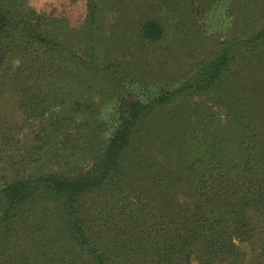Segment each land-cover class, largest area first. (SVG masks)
Masks as SVG:
<instances>
[{
    "label": "trees",
    "instance_id": "16d2710c",
    "mask_svg": "<svg viewBox=\"0 0 264 264\" xmlns=\"http://www.w3.org/2000/svg\"><path fill=\"white\" fill-rule=\"evenodd\" d=\"M167 1H152L166 9L157 17L134 0H121L117 30L125 34L107 39L100 25L107 0H86L79 28L35 10L29 0H0V99L16 94L25 119L40 124L36 143L24 149L16 134L21 129L0 117V264H264V132L254 128L257 118H243L233 100L237 72L263 60L264 28L252 18L253 2L241 4L240 30L230 29L211 54L194 61L188 53L203 45L201 21L214 2ZM182 27L193 42H187L188 53L174 52L175 60L191 59L180 74L134 70L140 47L165 53L168 32L178 31L179 40ZM215 95L223 104L231 101L227 129L234 142L224 148L218 147L220 133L211 131L216 119L188 117L189 100ZM108 102L113 113L104 120L100 110ZM75 108L82 111L76 138L68 132ZM165 109L176 114L170 128L184 131L177 136L169 129L165 143L183 169L157 166L146 171L147 181L140 179L134 195L125 194L124 161L133 145L143 146L154 117ZM218 125L225 133L226 126ZM200 149L212 164L198 160ZM70 159L79 171L67 167ZM49 163L54 169L44 172L40 164ZM32 164L36 169L29 170Z\"/></svg>",
    "mask_w": 264,
    "mask_h": 264
},
{
    "label": "rangeland",
    "instance_id": "374dc122",
    "mask_svg": "<svg viewBox=\"0 0 264 264\" xmlns=\"http://www.w3.org/2000/svg\"><path fill=\"white\" fill-rule=\"evenodd\" d=\"M107 1L110 5H108L105 11L101 14V34L107 39H112L116 35L125 34L121 29L117 30V27H120L121 23L119 22V15L116 13V5L118 3H123H121V0ZM124 1L125 3H130V0ZM152 1L153 0H134L136 5L140 6L141 8L143 6V9L146 11L150 12L153 10L150 13H156L155 15L157 17L163 16L166 13L165 7H157ZM212 1L214 2V6L209 5V7H211L210 12L206 15L205 20L201 21L202 23L205 22L201 29L202 36L205 39L203 45L193 46L188 53L187 42H193L192 38L189 41H186V38H188L190 34V29H185V27H182L181 29L184 30V34L180 36L179 40H176L177 38H175V33H178V31L171 29L168 32L165 44L169 50L167 49L168 51L165 53L161 52L162 48L157 49L152 47L143 49L140 47L138 49V46L135 45V50H138L133 56L132 64L134 65V70L137 73H143L144 75L148 74L149 70H151L152 73L153 71H159L162 76L169 74H180L181 69L184 67L186 68V66H188L191 62V59L186 56L184 58H179L178 60L181 59L180 61L175 60L177 55L174 52L176 49L182 50L184 48L188 54L192 53L195 56L194 61L197 60L202 62L201 60L204 57L203 54H205V52H207L206 54H209V50L212 49L213 46H216L217 40L227 37L230 29H233L234 32H238L237 29L240 30L243 17L238 12V8L241 4L249 5L253 2L254 5H252V7L255 8V12L253 13V17H251L259 19L257 23L258 28H264V0H200V3L206 6ZM29 5L37 11L51 14L54 16V18H58L60 16L68 18L72 28L80 27V25L83 23L86 11V0H29ZM195 6L197 7V4H195ZM104 7V3H101L102 10H104ZM135 10L138 12H143V10L137 9V7ZM135 10L133 11L134 13L132 17L136 19ZM180 40H183V42ZM195 43L197 42L195 41ZM132 46L134 47L133 44ZM102 48L105 49L104 46H102ZM129 56H127L128 59H130ZM209 58L210 57H208V59ZM262 59V62L259 64L254 63L253 65H248L237 72L235 79L238 92L234 93L233 100L240 103V113H243V118H245V120L249 118H257L258 125L254 126V128L264 132V57ZM101 88L102 85H99L97 89ZM131 91L133 92V88ZM92 94L94 99L98 100L97 95L95 93ZM219 98L223 99L221 95H215L214 99L212 100L209 99V96H205L204 98H192L188 102L193 105L191 111H188V117L190 119H195L199 115H202L204 118L209 117L216 119L218 124L222 123V126H226V128L223 129V132L225 133H222V128L219 129L220 125L218 124L211 127L212 132L220 133L219 139L221 142L219 143L220 146L218 147L224 148L227 144H229V142H234L233 140H230L229 137V132H231L230 129H227V127H229L227 123L229 121L231 122V119L227 118L226 108L228 103L231 101L225 100L226 103L223 104ZM183 103L186 104L184 101ZM184 104L181 105V108L185 106ZM18 107V99L16 94L10 93L4 95L0 101V117H6L10 124L17 126L19 131L21 129V131L19 133L16 132V134H18V138L21 139L25 149L28 146L30 147L36 143L34 139L37 136L40 124L38 121L26 120L24 114L18 110ZM112 107L113 104L108 102L100 110V114L104 120L108 119L113 113ZM75 112L76 116L74 117L68 132H70L73 137L76 138V134L79 132L78 125L82 123V118L79 115L82 111L80 108H75ZM175 116L176 114L174 113V110L165 109L162 112H159L154 117V122L156 125L151 129V131H149L146 139L142 140L143 146L137 148V146L133 145V148H131L128 158L124 161L121 175L122 188L125 194L134 195V190L140 183V179L147 181L146 171L153 173L157 166L160 167L159 170L162 168L164 170L175 169L177 171L183 169V167L180 165V163L183 161H180L179 159H173V157L168 155V152L165 149L167 146H165V143L167 142L166 138L167 136L169 137V129L172 131V134L178 136V134L182 133L184 135V131L179 125V128L176 127L173 130L170 128L169 122L171 123ZM179 123L180 122H178V124ZM189 123L191 124V126L189 125L190 129L195 131L197 136H199L198 138H200L201 135H204L203 132H199L195 121L190 120ZM232 131L237 134L238 132H241V129L235 127V130L232 129ZM214 137L215 142H217L218 137L213 136L212 138ZM52 140L54 141V138ZM58 140L59 139H55L54 142H58ZM185 140H187V138H185L184 141ZM96 144H99V140ZM196 147L197 149L199 148V146ZM98 150H101L99 145ZM63 152L64 154L69 153V151ZM204 154V150L200 149L198 160H203L204 164H212L206 157L203 156ZM196 158L197 157L194 159ZM238 158L239 155L237 156V159ZM194 159H191L188 162H191ZM62 162L64 163L65 160ZM40 165L43 166L41 169L44 172L54 169L53 163ZM152 165H154V168H151ZM90 166L91 164L87 162V164H84V169L87 170ZM67 167H69L73 172H77L81 169L80 165L74 163L72 159L69 160V165ZM30 168L36 169L34 164L30 165L29 170ZM142 168H144V170H142ZM184 196L185 194H180L179 197L181 201H185ZM20 234L22 236L21 231ZM241 248L246 254V257L249 258L251 254V246L245 243L241 245Z\"/></svg>",
    "mask_w": 264,
    "mask_h": 264
}]
</instances>
